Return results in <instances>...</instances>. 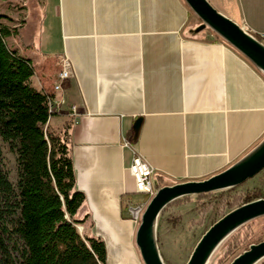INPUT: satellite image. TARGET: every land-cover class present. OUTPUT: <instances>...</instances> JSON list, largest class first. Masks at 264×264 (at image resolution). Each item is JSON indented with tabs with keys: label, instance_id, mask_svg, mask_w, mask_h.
<instances>
[{
	"label": "crops",
	"instance_id": "1",
	"mask_svg": "<svg viewBox=\"0 0 264 264\" xmlns=\"http://www.w3.org/2000/svg\"><path fill=\"white\" fill-rule=\"evenodd\" d=\"M207 1L264 45V0ZM28 9L29 28L24 21L6 43L31 60L32 87L53 100L47 129L72 123L76 187L107 264H142L122 138L163 184L208 179L264 138V76L212 34L191 37L183 0H31ZM60 56L74 72L62 82Z\"/></svg>",
	"mask_w": 264,
	"mask_h": 264
},
{
	"label": "trees",
	"instance_id": "2",
	"mask_svg": "<svg viewBox=\"0 0 264 264\" xmlns=\"http://www.w3.org/2000/svg\"><path fill=\"white\" fill-rule=\"evenodd\" d=\"M17 30L0 23V264H107L105 244L93 235L86 198L76 187L72 123L65 122L58 132L47 129L55 115L50 96L32 87L31 60L6 43ZM2 144L16 154L15 184L4 169ZM155 184H162L157 176ZM261 198L247 195L243 204ZM245 227L228 238L222 261L238 249Z\"/></svg>",
	"mask_w": 264,
	"mask_h": 264
},
{
	"label": "water",
	"instance_id": "3",
	"mask_svg": "<svg viewBox=\"0 0 264 264\" xmlns=\"http://www.w3.org/2000/svg\"><path fill=\"white\" fill-rule=\"evenodd\" d=\"M200 24L188 30L191 37L211 31L245 58L264 76V45L243 28L215 10L207 0H183ZM141 120L132 130L137 134ZM264 169V138L243 157L222 172L202 181H188L162 186L148 202L135 230L134 244L142 264H164L157 244V223L161 212L172 202L185 197L223 191L252 179ZM264 217V198L243 204L217 220L201 236L186 264H207L215 251L236 230ZM80 231V228H77ZM264 259V241L253 244L230 264H258Z\"/></svg>",
	"mask_w": 264,
	"mask_h": 264
},
{
	"label": "rangeland",
	"instance_id": "4",
	"mask_svg": "<svg viewBox=\"0 0 264 264\" xmlns=\"http://www.w3.org/2000/svg\"><path fill=\"white\" fill-rule=\"evenodd\" d=\"M30 1L31 0H0V23L5 22L18 28L20 24L27 21L26 28H29L30 11L28 8ZM189 13L192 22L191 27L195 28L200 24V21L193 13L190 11ZM204 32H208L212 34V36H215L209 30H205L201 33ZM36 37H38L37 34ZM43 44H49L51 47L54 46V43L51 41H45ZM34 47L35 48L31 49L30 52L37 55L39 50L38 39L34 40ZM20 50L24 52L22 48ZM57 65L59 72V62ZM1 146L4 158V169L9 174L10 182L15 184L17 170L16 154L12 152L6 144H2ZM168 185L170 184L162 183L160 187ZM158 188L159 187H157V189ZM254 193H258L260 196L264 197V169L243 184L231 189L214 192L209 198L200 199L197 196H192L182 201L179 205L172 207L167 206L165 212H161L162 215L158 218L156 230L158 249L163 263L186 264L196 243L208 228L231 210L243 205L245 196ZM142 200L147 201V198L144 195L134 194L132 195L131 203L135 204ZM229 205H231V209H229ZM246 225L247 227L239 233L242 242L233 255L227 260L222 261V258H224L222 253L227 243H229L230 239L228 240V238L233 234L232 233L215 251L207 264H230L236 256L247 250L250 245L264 241V217L255 219ZM137 226L138 224L136 228ZM77 228H80L79 233H83L81 226H77ZM258 264H264V259Z\"/></svg>",
	"mask_w": 264,
	"mask_h": 264
},
{
	"label": "built area",
	"instance_id": "5",
	"mask_svg": "<svg viewBox=\"0 0 264 264\" xmlns=\"http://www.w3.org/2000/svg\"><path fill=\"white\" fill-rule=\"evenodd\" d=\"M60 71L58 73L59 82L71 79L74 77V72L69 59L66 56L59 57ZM60 86L55 85L54 91L59 90ZM49 109L53 111V100L49 98ZM121 146L127 148L132 152V160L128 167V172L134 181V191L136 194L144 195L147 201L142 200L135 204L126 203L125 209L128 218L136 225L139 223L141 215L143 214L148 202L154 196L153 187L156 186L155 179L157 176L156 170L149 164L135 149L133 144L126 138H122Z\"/></svg>",
	"mask_w": 264,
	"mask_h": 264
},
{
	"label": "bare ground",
	"instance_id": "6",
	"mask_svg": "<svg viewBox=\"0 0 264 264\" xmlns=\"http://www.w3.org/2000/svg\"><path fill=\"white\" fill-rule=\"evenodd\" d=\"M156 192H157V188H156V186H154V187H153V194L155 195Z\"/></svg>",
	"mask_w": 264,
	"mask_h": 264
}]
</instances>
